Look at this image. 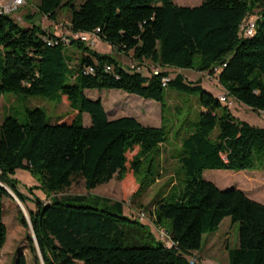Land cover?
<instances>
[{
    "label": "trees",
    "instance_id": "16d2710c",
    "mask_svg": "<svg viewBox=\"0 0 264 264\" xmlns=\"http://www.w3.org/2000/svg\"><path fill=\"white\" fill-rule=\"evenodd\" d=\"M71 8V33L92 32L119 52L139 62L158 65V74L125 68L107 53L78 38L48 32L37 20H54L56 11ZM258 8L253 35L240 34L244 19ZM24 27L0 14V97L5 93L40 96L58 103L65 97L75 112L70 121L51 123L41 107L26 109L25 121L12 115L0 125V248L7 229L2 198L9 186L28 209L40 260L22 210L31 264H190L202 237L215 233L225 217L238 223L237 246L228 264H264V204L237 188L220 189L203 178L205 170L264 171V127L232 115L228 105L183 74L163 68L213 73L229 96L264 113V0H201L194 6L173 0H40L36 13H26ZM46 39L56 41L51 45ZM78 53L75 57L74 53ZM224 64V65H223ZM111 66V70H106ZM92 71H88V68ZM166 86L196 93L201 111L194 129L180 140L175 154L177 180L151 204V222H170L172 246H166L146 224L123 213V200L93 194H56L83 179L86 190L113 177L132 174L141 194L159 179L161 146L168 130L145 126L132 116L108 118L100 98L86 89H117L161 102ZM83 113L90 116L84 125ZM128 153L131 156L128 157ZM31 172L48 201L19 191L11 176ZM32 188H30V191ZM32 192V191H31ZM15 264H28L18 253ZM202 264L200 259L197 263Z\"/></svg>",
    "mask_w": 264,
    "mask_h": 264
},
{
    "label": "rangeland",
    "instance_id": "374dc122",
    "mask_svg": "<svg viewBox=\"0 0 264 264\" xmlns=\"http://www.w3.org/2000/svg\"><path fill=\"white\" fill-rule=\"evenodd\" d=\"M7 0H2L6 2ZM40 0H25V3L10 12L8 15L19 22L24 27L30 26V23L24 20L26 13H36ZM66 2L68 0H62ZM84 0H71L72 4L78 7ZM178 5L194 6L201 3V0H173ZM258 8L254 9L253 14L249 17H256ZM20 16V20L16 17ZM71 17V8L63 6L56 11L54 20H50L46 16H37V20L42 27L48 32L55 31L58 36L69 37L68 30L69 20ZM93 50L99 53H107L115 58L125 68L130 67L131 52L125 54L112 48L107 42L95 39L92 42H86ZM1 49V48H0ZM1 52V50H0ZM78 53H74L76 57ZM142 67L139 71L144 75H149L150 68L158 66L150 60L141 62ZM161 69H164L160 66ZM175 69V68H173ZM167 70L170 77L178 72L177 69ZM181 73L189 78L190 81H198L203 89L213 96L217 97L223 92L222 86L216 79L207 78L205 74L192 69H180ZM264 79V76H263ZM188 80V79H187ZM85 95L89 98L100 97L103 106L110 117L132 115L141 119L146 116L147 122L139 121L145 126H160L161 124L168 130L167 142L161 146L159 166L161 173L159 179L153 183L148 189L139 195L131 198V194L137 189L133 175L127 173L124 180H118L113 177L109 182L102 183L94 189L86 190L83 179L73 182L70 187L56 194V196H67L76 194H93L101 197L110 198L112 200H123V213L126 216L137 218L139 212H144L146 218L138 220L146 224L148 230L157 238V230L159 228L170 231L171 225L167 220H163L160 224H152L151 222V204L165 193L173 181L177 180L178 164L175 154L179 150L180 140L194 129L199 118L201 107L199 97L196 93H185L171 86L163 88V98L161 102L151 99H144L138 95L129 94L117 89H86ZM231 104L228 109L232 115L240 120L246 121L252 125L264 127V113L262 111L252 110L247 105L239 102L233 97H229ZM156 104V114L149 116L147 110L149 106ZM222 105H227L221 102ZM33 107H41L51 123L57 121H70L75 112L69 107L65 97L61 102L45 99L40 96H26L16 93H5L0 97V125L4 118L8 115L15 116L20 121L26 119V109ZM111 112H114L113 114ZM84 125L90 124V116L83 113ZM155 122L156 124H153ZM131 153H128V157ZM203 178L211 181L220 189L237 188L242 190L249 198L264 204V171L258 170H205L202 174ZM16 180L17 188L20 192L30 196L35 195L47 202L44 192L36 187L39 185L36 177L28 170L17 169L11 176ZM11 194L2 198L3 216L2 222L5 224L7 233L4 245L0 248V264H15V258L18 253H23L28 264H31V254L26 241L27 230L20 224L18 220V212L22 205L25 214L28 215V209H34V204L30 201L22 202L12 189ZM32 188V192L30 191ZM31 233V230H30ZM238 242V223L231 225V219L225 217L220 223L217 234L210 236L203 235L202 244L196 251V256L202 264H227V252L230 248L237 246ZM213 245V247H211ZM230 247V248H229ZM229 248V249H228ZM228 249V250H227Z\"/></svg>",
    "mask_w": 264,
    "mask_h": 264
},
{
    "label": "built area",
    "instance_id": "2783aa9c",
    "mask_svg": "<svg viewBox=\"0 0 264 264\" xmlns=\"http://www.w3.org/2000/svg\"><path fill=\"white\" fill-rule=\"evenodd\" d=\"M24 3H25V0H7L6 2H2V0H0V14L1 13L9 14L10 12L17 10V8L21 5H23ZM20 18H21L20 16L16 17L17 20H20ZM255 27H256V17H254V18L253 17H247L246 19L243 20V22L240 25V34H242L243 36H251V35H253V33L255 31ZM99 31H100V29L96 28L92 32H76V33L70 32V33L73 36V38H78L84 42H92L93 40L98 39L97 33ZM58 37H61L62 40L65 42L67 41V39L64 36H58ZM46 41H47L48 45L56 43V41H54L52 39H46ZM141 64L142 63L139 61L132 60L131 64H130V68L132 70L140 72L139 69H140V67H142ZM220 69H221V66H215L213 68V73H209L208 71L201 72V73L205 74V76L207 78L216 79V75L220 71ZM106 70H111V66H106ZM88 71H92V68L89 67ZM159 71L160 70H159L158 66H153L151 68V74H158ZM168 80H169L168 77H162L161 78L162 86L166 87ZM229 97L230 96H229L228 91L223 90V92L218 96V99L221 102H224L227 105H230L231 101L229 100ZM137 218L139 220H144L146 218V215L144 212L141 211L138 213ZM157 239L160 240L162 243H164L168 247L173 245V241H172V239H171V237H170V235L166 229L159 228L157 230ZM195 253L196 252H193L191 255H189L188 260H189L190 264L197 263L199 260V258L196 256Z\"/></svg>",
    "mask_w": 264,
    "mask_h": 264
},
{
    "label": "crops",
    "instance_id": "0c3cea01",
    "mask_svg": "<svg viewBox=\"0 0 264 264\" xmlns=\"http://www.w3.org/2000/svg\"><path fill=\"white\" fill-rule=\"evenodd\" d=\"M69 30V29H68ZM53 34H56V32L55 31H53L52 32ZM173 69L172 67H166V68H164L165 70H169V69ZM175 69H177L178 70V72L177 73H181V71H180V69H178V68H175ZM175 69H173V70H175ZM176 74V73H175ZM182 74V73H181ZM169 75H170V73H169ZM188 80H189V78H188ZM96 98H100V97H96ZM96 98H93V99H96ZM101 99V98H100ZM101 101H102V99H101ZM151 103V105L149 106V109L147 110V114L149 115V116H151V115H154L155 116V114H156V104H153L152 102H150ZM102 104H103V101H102ZM106 111V110H105ZM106 113H107V111H106ZM112 114L114 113V112H111ZM107 116H108V118H116V117H120V116H115V117H110L109 116V114L107 113ZM123 116H132V115H123ZM133 117V116H132ZM134 118H136L138 121H143V122H147V123H150V122H148L149 120H147V117L146 116H142V118L141 119H138L136 116H134ZM153 124H156L155 122H153ZM155 127H158V126H155ZM125 207V206H124ZM222 222V221H221ZM231 225H233V222H231ZM219 230V229H218ZM218 230L215 232V233H213V234H208L209 235V237L210 236H213V235H215V234H217V232H218ZM211 247H213V245H211ZM230 248V247H229ZM228 248V249H229ZM227 249V250H228ZM231 249V248H230ZM227 264H228V252H227Z\"/></svg>",
    "mask_w": 264,
    "mask_h": 264
},
{
    "label": "water",
    "instance_id": "95a60500",
    "mask_svg": "<svg viewBox=\"0 0 264 264\" xmlns=\"http://www.w3.org/2000/svg\"><path fill=\"white\" fill-rule=\"evenodd\" d=\"M2 187H3V188H4L9 194H11V192L9 191V189H8L7 187H5L4 185H2ZM19 205H20V208H21V210L23 211V213H24V215H25V217H26V219H27V222H28L29 227H30V229H31L32 237H33L34 242H35V246H36L37 252H38L39 257H40V260H41V262H42V257H41V254H40V251H39V248H38V244H37V241H36V238H35V235H34L33 229H32V227H31V222H30L29 216H28L27 214H25V210L23 209L22 205H21V204H19Z\"/></svg>",
    "mask_w": 264,
    "mask_h": 264
}]
</instances>
